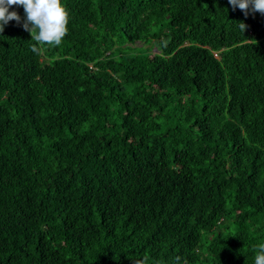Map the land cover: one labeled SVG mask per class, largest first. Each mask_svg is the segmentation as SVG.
Returning a JSON list of instances; mask_svg holds the SVG:
<instances>
[{
	"label": "trees",
	"instance_id": "trees-1",
	"mask_svg": "<svg viewBox=\"0 0 264 264\" xmlns=\"http://www.w3.org/2000/svg\"><path fill=\"white\" fill-rule=\"evenodd\" d=\"M63 2L59 47L31 51L19 6L0 34V264H253L264 15Z\"/></svg>",
	"mask_w": 264,
	"mask_h": 264
},
{
	"label": "clouds",
	"instance_id": "clouds-1",
	"mask_svg": "<svg viewBox=\"0 0 264 264\" xmlns=\"http://www.w3.org/2000/svg\"><path fill=\"white\" fill-rule=\"evenodd\" d=\"M233 9L239 8L247 16L249 11L264 15V0H228ZM22 7L24 10L23 28L31 36V51L39 54L45 47H59L68 34L70 14L63 0H0V34L10 21L21 22V17L13 7ZM244 34L247 25L243 22H234ZM253 264H264V242L253 245ZM134 264H149L148 255L134 260ZM171 264H187L181 256L172 258Z\"/></svg>",
	"mask_w": 264,
	"mask_h": 264
}]
</instances>
